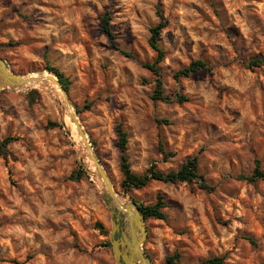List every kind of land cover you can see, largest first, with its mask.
<instances>
[{
	"label": "rangeland",
	"instance_id": "374dc122",
	"mask_svg": "<svg viewBox=\"0 0 264 264\" xmlns=\"http://www.w3.org/2000/svg\"><path fill=\"white\" fill-rule=\"evenodd\" d=\"M106 14L117 48L103 32ZM161 18L168 25L160 67L171 101L152 98L145 67L156 59L149 39ZM0 57L20 75L48 71V58L71 78L70 100L116 192L145 205L164 195L168 220L145 223L142 249L152 264L174 254L176 264L222 256L224 264H264V181L237 179L257 159L264 170V67L249 69L251 58L264 57V0H0ZM198 59L211 70L175 78ZM33 90L39 97L31 104ZM46 96L0 91V141L18 138L10 145L16 160L0 157V264H116L102 186ZM119 122L134 173L177 170L197 157L214 191L152 181L124 192ZM164 150L173 153L167 161ZM80 169L82 177L70 180Z\"/></svg>",
	"mask_w": 264,
	"mask_h": 264
},
{
	"label": "trees",
	"instance_id": "16d2710c",
	"mask_svg": "<svg viewBox=\"0 0 264 264\" xmlns=\"http://www.w3.org/2000/svg\"><path fill=\"white\" fill-rule=\"evenodd\" d=\"M111 17L109 14H106L103 17V32L108 36L113 46L117 48L114 43V34L111 29ZM168 22L161 18V21L151 29V37L149 39V45L156 52V59L153 63H146L145 67L152 73L154 76V90L152 93V98L158 101H166L169 100V97L164 95V80L162 76V71L160 64L164 61L166 57L165 51L162 49L160 45V36L164 28H166ZM127 57H131L130 53L125 51H121ZM45 69L48 71H52L58 75L60 81L62 82L64 88L69 93L72 80L69 76L63 73L60 69L53 67L48 60L45 59ZM264 67V57H253L249 62V69L255 70L256 68ZM211 67L204 60L198 59L192 61L188 66L182 68L175 75L176 79L181 78H189L192 75L201 72V71H210ZM39 97V92L37 90L31 91L27 95L28 101L33 104ZM188 98L184 95H178L176 97V101L179 104H183L188 102ZM78 115L82 113V109H80L77 105ZM51 127L58 126L57 123H52ZM117 140L115 143L116 148L120 153V170L122 174V187L124 188V192H131L132 189H142L146 187L152 181H160L164 183H172V184H182V183H196L198 188L203 191L212 192L215 187L211 185L206 177L199 171V160L197 157H192L187 159L180 168L177 170H170L167 172L160 171L156 168L155 165H152L148 168L142 175L136 174L133 172L131 168L130 158L128 155V144H129V136L127 131L125 130L124 124L122 122L117 123L116 126ZM16 137H6L2 141H0V157L5 160L13 159L16 160V156L10 150V145L17 141ZM165 155V160L167 161L169 157L173 156V153H167L165 150L163 151ZM85 172L80 169L78 171H74L70 176V180L77 181L79 180ZM240 181H245L248 183H257L258 181H264V170L261 166V161H255V168L253 172L249 175H239L237 177ZM138 206L142 214L145 216L146 220L154 219V220H162L167 221V213L165 209L167 207V202L164 195L159 194L156 198V201L152 204L145 205L143 203L134 200ZM97 228L101 231L102 234L108 235V232L104 229L103 225L98 223ZM247 240L256 245V241L248 237ZM180 255L174 254L172 256H168L163 264H176L179 260ZM226 260V256L216 257L209 259L207 264H224Z\"/></svg>",
	"mask_w": 264,
	"mask_h": 264
},
{
	"label": "water",
	"instance_id": "95a60500",
	"mask_svg": "<svg viewBox=\"0 0 264 264\" xmlns=\"http://www.w3.org/2000/svg\"><path fill=\"white\" fill-rule=\"evenodd\" d=\"M44 72H46V75L40 78L16 74L9 69L7 62L0 57V91L5 89L23 91L24 86L31 82L47 81L56 85L62 94V107L58 110V113L60 115L68 113L70 122L76 127V135L72 133L71 127L67 128L65 126L61 117L58 116V118L70 137L75 139L79 153L81 148H85L89 153L90 159L95 166L93 171L90 170L87 163L82 161L81 157L80 161L89 175L101 184L102 193L109 211L113 216L119 218L117 225H113L110 233L116 264H152L149 256L142 249L148 235V230L145 225V216L142 214L140 207L135 201L126 199L116 192L112 180L95 152L89 136L79 119L78 112L58 75L52 71ZM120 216L126 220L124 227H121L119 224ZM138 233H140V237L137 236Z\"/></svg>",
	"mask_w": 264,
	"mask_h": 264
},
{
	"label": "bare ground",
	"instance_id": "6f19581e",
	"mask_svg": "<svg viewBox=\"0 0 264 264\" xmlns=\"http://www.w3.org/2000/svg\"><path fill=\"white\" fill-rule=\"evenodd\" d=\"M45 75H46V72H42V73H37V74H33V75L30 74V75H28V77L40 78V77L45 76ZM31 88H38L43 93H45L53 101L56 112L58 113V110H60L62 107V105H61L62 94L60 93L59 89L56 87V85L54 83L47 82V81L31 82V83L27 84L26 86H24V88L22 90H29ZM59 117H61L63 119L64 124L67 128H70V127L72 128L71 129L72 133L76 135V132H77L76 127L70 122L68 113H66L64 115L59 114ZM81 147H82V145H81ZM80 157H81L82 161H84L85 163L88 164V167L90 168L91 171H93L95 169L94 163L90 159L89 153L87 152V150L85 148H81ZM112 219H113V225L116 226L118 221H119V218L117 216H113ZM137 236L140 237V233H138Z\"/></svg>",
	"mask_w": 264,
	"mask_h": 264
}]
</instances>
